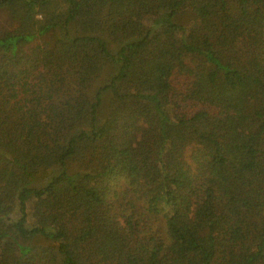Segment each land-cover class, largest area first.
<instances>
[{"label":"trees","instance_id":"obj_1","mask_svg":"<svg viewBox=\"0 0 264 264\" xmlns=\"http://www.w3.org/2000/svg\"><path fill=\"white\" fill-rule=\"evenodd\" d=\"M0 264H264V0H0Z\"/></svg>","mask_w":264,"mask_h":264},{"label":"rangeland","instance_id":"obj_2","mask_svg":"<svg viewBox=\"0 0 264 264\" xmlns=\"http://www.w3.org/2000/svg\"><path fill=\"white\" fill-rule=\"evenodd\" d=\"M2 21H6V19L4 17H1L0 22H2Z\"/></svg>","mask_w":264,"mask_h":264}]
</instances>
